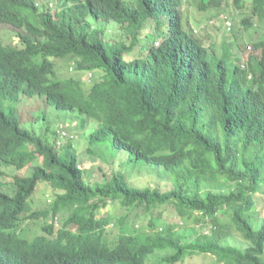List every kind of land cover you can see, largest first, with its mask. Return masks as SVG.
Masks as SVG:
<instances>
[{
	"label": "trees",
	"instance_id": "16d2710c",
	"mask_svg": "<svg viewBox=\"0 0 264 264\" xmlns=\"http://www.w3.org/2000/svg\"><path fill=\"white\" fill-rule=\"evenodd\" d=\"M182 1L0 0V25L17 29L21 43L17 49L0 42V177L1 168L32 165L28 176L14 177L10 191L0 180V264H178L194 255H212L217 264H264V225L253 229L250 222L251 196L264 185V39L249 46L259 58L225 49L217 55L184 26ZM195 1L207 10L223 0ZM232 3L264 19V0ZM163 19L165 32L158 30ZM242 25L252 29L249 19ZM108 29L119 32L108 39ZM54 56L73 62L70 78L56 77ZM22 96L44 99L63 113L57 120L66 127L22 124ZM72 121L96 125L87 136L89 155L111 145L128 162L171 175V188L132 186L119 171L90 183L78 169ZM63 131L71 139L57 148ZM220 182L231 189L203 190ZM39 183L58 193L48 210L30 218L60 215L61 226L46 224L45 234L27 240L22 232ZM108 203L143 214L168 205L182 226L159 225L160 214L145 226L97 216ZM112 221L119 234L110 239ZM93 225L95 233L85 232ZM232 232L248 245H227Z\"/></svg>",
	"mask_w": 264,
	"mask_h": 264
},
{
	"label": "rangeland",
	"instance_id": "374dc122",
	"mask_svg": "<svg viewBox=\"0 0 264 264\" xmlns=\"http://www.w3.org/2000/svg\"><path fill=\"white\" fill-rule=\"evenodd\" d=\"M38 4H54L56 0H37ZM130 3H133L135 0H126ZM180 13L182 15L183 24L188 30H192L193 34L198 37L205 46L213 50L217 55H221L222 52L227 50L230 54L241 55L244 59L248 53L253 54L255 57H260V52H254L249 46L252 45L251 41H258L264 39V19L259 16H254L250 13V10L247 8V4L244 5L242 10L236 9L233 5L232 0H223L220 5L210 8L204 12H200L197 9L195 0H183L182 5L180 6ZM54 12V11H53ZM243 19H249L252 24V29L247 31L242 25ZM164 25L159 27L158 30L165 32L167 30L168 19H163ZM226 22L231 23V30L228 29ZM163 23V22H162ZM148 32L153 33L154 25L153 22H149L147 25ZM17 29L9 25H0V41L4 44L16 45L18 39L16 37ZM119 30L117 29H108L107 33L109 34L108 39H112L114 35H117ZM161 42V38H158L156 45ZM250 42V43H249ZM244 43V44H243ZM155 45V46H156ZM140 55H145V53H140ZM133 54L126 57V60L133 59ZM58 71V77L68 78L72 76L74 70L73 62L67 61H55ZM84 82L85 90L90 88V74L85 73L82 78ZM12 106H15L12 104ZM17 113L19 115L21 123H32L34 127H38L43 124L52 123L56 128H65L66 124L62 125V122L58 118L63 116V113L57 111L55 108H52L43 102V100L34 98H26L22 96L17 106ZM59 121H58V120ZM70 127L71 135L73 139V147L76 150L77 157L79 159V167L81 171H84L88 175L86 179L90 182H100L104 179V175L107 177L111 176V173L119 171L126 177V181L136 187H153L160 186L162 190H168L171 188L172 180L171 175L164 172L162 169L155 168L153 166L128 162V157L123 153L115 154L111 150V145L100 146V150H93L95 156L89 155L87 149L89 148L87 144V136L93 129L96 127L93 123L89 121L88 125L84 128H80L77 124V121H72L71 124H67ZM64 130V129H63ZM67 134V132L63 131ZM53 137V135H51ZM91 148V147H90ZM108 148V149H107ZM92 149V148H91ZM99 156V157H98ZM105 159V160H103ZM39 162L41 158L39 157ZM3 174L0 177V180L6 186L4 191H10L12 187L14 177L20 176L25 177L30 174L32 171V165H29L22 171H15L12 168H1ZM228 186L223 185L222 182L215 186H204L203 190H211L215 193H224L226 190H230ZM50 185L46 183H39L36 187L32 198L30 199L31 213L26 215L27 221L26 226L23 228L22 236L27 239H31L40 234H45L43 228L46 227V224H52L54 229L57 230L61 226V220L58 219L60 215L56 217H49V219L44 220L43 217L33 215L30 218V215L35 212H42L48 210L50 203L56 198V194ZM253 207L250 213V222L253 229H258L264 225V185L262 193L252 194ZM106 210L102 212L98 210L96 212L97 216H106L110 215L113 217L125 216L126 219H132V224L136 226H145L148 221L152 218H156L160 214L157 222L163 227L173 226H182L181 221L177 217L176 210L170 206L159 207L158 210L154 211L152 214H143V211H131L129 209L121 208L118 203H108ZM219 217L223 223L228 224L229 218L225 215L224 210L220 211ZM25 220V221H26ZM188 226L193 227V224H188ZM99 227L93 225L85 229V232L95 233ZM108 231V236L112 239L119 234V230L114 225L112 221L111 224L106 226ZM204 233H208V228L203 229ZM233 235L228 237L225 242L227 245L234 246L237 248H244L248 244L235 232H232ZM264 260V256H263ZM154 261V260H153ZM157 261H155L156 263ZM149 264V263H148ZM151 264V263H150ZM178 264H217V261L212 255H194L191 257L185 258L181 263Z\"/></svg>",
	"mask_w": 264,
	"mask_h": 264
},
{
	"label": "clouds",
	"instance_id": "9594fccd",
	"mask_svg": "<svg viewBox=\"0 0 264 264\" xmlns=\"http://www.w3.org/2000/svg\"><path fill=\"white\" fill-rule=\"evenodd\" d=\"M196 2V6L198 7L199 5H198V2L197 1H195ZM51 5V4H50ZM213 7H215V6H211V7H209L208 9H210V8H213ZM200 12H204V11H206V10H200L199 9V7L197 8ZM207 9V10H208ZM230 23V22H229ZM10 26V25H9ZM12 27V26H11ZM231 28V23H230V26H228V29H230ZM17 32H18V30H17ZM17 32H16V37H17ZM17 39H18V43L16 44V45H10V44H4L3 42H1L3 45H8V46H12V48H17V49H20L21 48V43H20V41H19V38L17 37ZM42 60V59H41ZM49 60L50 61H52L53 62V69L55 70V73H56V77L58 78V79H60V80H63V79H66V78H60V77H58V71H59V69H58V67H57V64L55 63V61H57V60H59V61H62V62H67L68 60H66V58H60V57H49ZM74 65V64H73ZM71 70H74L75 71V69H74V66H73V68H71ZM71 77V76H70ZM70 77H68V78H70ZM25 97V96H24ZM27 98V97H26ZM34 98V97H33ZM36 98H38V97H36ZM29 99H31V98H29ZM38 99H40V98H38ZM41 100H43V102H45V104L46 105H48L47 104V102L44 100V99H41ZM49 106V105H48ZM60 139H58L57 141H56V147L57 148H60L62 145H64L65 143H67V140L66 141H62L61 142V145L60 146H58L57 145V142L59 141ZM80 170V169H79ZM24 236V235H23ZM25 237V236H24ZM27 239V238H26ZM28 240V239H27Z\"/></svg>",
	"mask_w": 264,
	"mask_h": 264
},
{
	"label": "built area",
	"instance_id": "2783aa9c",
	"mask_svg": "<svg viewBox=\"0 0 264 264\" xmlns=\"http://www.w3.org/2000/svg\"><path fill=\"white\" fill-rule=\"evenodd\" d=\"M226 24H227L228 26H230V23H229V22H226ZM69 136H70L69 134H66V133H64V132L61 133L60 136H59V139H60V140L57 142V145L60 146L62 141L69 140L68 138L71 139V137H69ZM78 169H80L79 165H78Z\"/></svg>",
	"mask_w": 264,
	"mask_h": 264
}]
</instances>
